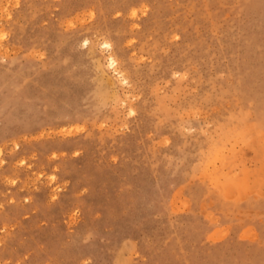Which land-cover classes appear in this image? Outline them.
<instances>
[{
    "label": "rangeland",
    "instance_id": "1",
    "mask_svg": "<svg viewBox=\"0 0 264 264\" xmlns=\"http://www.w3.org/2000/svg\"><path fill=\"white\" fill-rule=\"evenodd\" d=\"M0 264H264V0H0Z\"/></svg>",
    "mask_w": 264,
    "mask_h": 264
},
{
    "label": "bare ground",
    "instance_id": "2",
    "mask_svg": "<svg viewBox=\"0 0 264 264\" xmlns=\"http://www.w3.org/2000/svg\"><path fill=\"white\" fill-rule=\"evenodd\" d=\"M110 45H111V44H110ZM110 45H109V46H110ZM107 46H108V45H107ZM112 56H113V55H112ZM114 57H115V56H113V57H112V60H111V63H112V64H114V63L117 62V60H118V59L116 60V57H115V58H114ZM109 62H110V61H109ZM116 64H117V63H116ZM114 66H115V64H114ZM114 68H115V67H114ZM115 69H118V68H115ZM119 70H120V69H119ZM114 71H115V70H114ZM120 71H121V70H120ZM117 72H119V71H117ZM119 73H120V72H119ZM123 75H124V74H123ZM126 81H127V80H126ZM126 81H125V82H126Z\"/></svg>",
    "mask_w": 264,
    "mask_h": 264
}]
</instances>
